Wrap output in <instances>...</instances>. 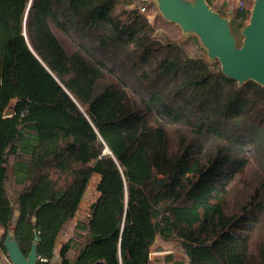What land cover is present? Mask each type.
Instances as JSON below:
<instances>
[{
  "label": "trees",
  "instance_id": "16d2710c",
  "mask_svg": "<svg viewBox=\"0 0 264 264\" xmlns=\"http://www.w3.org/2000/svg\"><path fill=\"white\" fill-rule=\"evenodd\" d=\"M141 5L0 0V249L37 236L52 264L98 175L54 264H150L157 239L188 264H264V88L190 57Z\"/></svg>",
  "mask_w": 264,
  "mask_h": 264
},
{
  "label": "water",
  "instance_id": "95a60500",
  "mask_svg": "<svg viewBox=\"0 0 264 264\" xmlns=\"http://www.w3.org/2000/svg\"><path fill=\"white\" fill-rule=\"evenodd\" d=\"M167 23L179 27L182 36H194L206 52V61L218 62L221 72L243 85L249 81L264 88V0H252L247 22L235 21L211 8L206 0H148ZM231 14V13H230ZM14 104L5 117L14 115ZM161 240L157 239L154 244ZM38 237L28 253L19 246L13 231H8L3 248L11 264H38ZM163 242V241H162ZM161 251V246L157 248ZM157 250V251H158Z\"/></svg>",
  "mask_w": 264,
  "mask_h": 264
},
{
  "label": "crops",
  "instance_id": "0c3cea01",
  "mask_svg": "<svg viewBox=\"0 0 264 264\" xmlns=\"http://www.w3.org/2000/svg\"><path fill=\"white\" fill-rule=\"evenodd\" d=\"M206 1L211 6V8L220 12L222 15L232 16L233 20L242 21V22H246V21L245 20H237L234 18V16L236 15V13H240V12L241 13L243 12V14H247V12H249V10H250L251 2H252V0H206ZM240 1H242L245 4V8L241 11L237 8V4ZM150 6H152V5L150 4ZM155 9L156 8L154 6H152L148 9V15L152 17V20H154V17L156 19V17L158 16V14H156ZM92 179H94V188H95V184L98 180V175H94L92 177ZM94 188L91 189L90 185L88 184L84 198H83V200L80 204V207H79V209L81 208V210L83 212L85 209L87 210V207L89 204V203L87 204V201L89 199L88 197L86 198L87 194L93 190V192L95 194L93 199H95L97 197V194L95 193ZM93 199H91V201H93ZM86 204H87V206H86ZM76 218L72 221V223H71L70 227L67 229V231L63 232L60 235L59 241H58L57 245L55 246V256H54V260H52V264L59 261V255L58 254H59V250H60L62 244L67 242L72 237L73 227H74L76 220H77ZM2 234H3V232L0 228V239H1ZM159 246H161V248H162L161 251H159L157 249ZM152 251H153V253L150 252V255H149V259L151 260L150 264H188L187 256L183 253L181 246L176 242L175 243L174 242L164 243L162 241L161 242L158 241V242H156V244H154ZM6 258H7V256H6ZM7 260L9 261L8 258H7Z\"/></svg>",
  "mask_w": 264,
  "mask_h": 264
},
{
  "label": "rangeland",
  "instance_id": "374dc122",
  "mask_svg": "<svg viewBox=\"0 0 264 264\" xmlns=\"http://www.w3.org/2000/svg\"><path fill=\"white\" fill-rule=\"evenodd\" d=\"M151 5L154 6L153 4H151ZM155 10H156V14H158V17H156V19L154 17V20H152V22H150V23L154 24L156 26L159 33L166 35L167 38L170 40L176 41L186 51V53L190 57H204L207 59L206 52L202 49V47L200 46L199 41L197 40L196 37H194V36H189V37L182 36L181 31L179 29L172 27L170 25H167V22L164 19H162L160 14L157 12V9H155ZM159 18L162 19L163 21H161ZM163 22H165L166 24ZM89 185H90L91 189L94 188V179H92L90 181ZM94 196H95V194H94L93 190L87 194L86 198L87 197L89 198L87 201V204L91 201V199H93ZM87 204H86V206H87ZM85 214H86V209L83 212L80 208L76 216H77V218L78 217H84Z\"/></svg>",
  "mask_w": 264,
  "mask_h": 264
},
{
  "label": "built area",
  "instance_id": "2783aa9c",
  "mask_svg": "<svg viewBox=\"0 0 264 264\" xmlns=\"http://www.w3.org/2000/svg\"><path fill=\"white\" fill-rule=\"evenodd\" d=\"M146 2L149 3L148 0H141L142 5L138 8V10H139V12L141 14H143V15L146 16V18L148 19L149 22H151L152 21V17L148 15V8L145 5ZM237 8L241 11V10H243L245 8V4L242 1H240L237 4ZM40 261L41 262H46V259H41L40 258ZM0 264H11L7 260L6 255L3 254V252L1 251V249H0Z\"/></svg>",
  "mask_w": 264,
  "mask_h": 264
}]
</instances>
